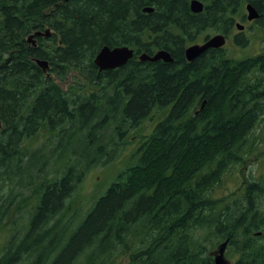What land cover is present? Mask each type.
Instances as JSON below:
<instances>
[{
	"label": "trees",
	"instance_id": "obj_1",
	"mask_svg": "<svg viewBox=\"0 0 264 264\" xmlns=\"http://www.w3.org/2000/svg\"><path fill=\"white\" fill-rule=\"evenodd\" d=\"M200 1L194 14L190 0H0V264H121L119 255L125 264H214L227 240L234 264H264V182L250 181L239 200L211 196L264 114V52L183 55L205 29L227 34L247 4L264 21V0ZM46 29L48 38L27 43ZM234 40L247 44L242 33ZM105 46L134 56L99 72ZM159 50L173 63L138 59ZM157 112L130 162L79 214L76 190L110 159L103 132L110 127L118 148L125 130Z\"/></svg>",
	"mask_w": 264,
	"mask_h": 264
},
{
	"label": "rangeland",
	"instance_id": "obj_2",
	"mask_svg": "<svg viewBox=\"0 0 264 264\" xmlns=\"http://www.w3.org/2000/svg\"><path fill=\"white\" fill-rule=\"evenodd\" d=\"M237 23H241V21ZM241 24L246 25L242 33L243 38L247 40V44L245 46H239L234 43L232 38L240 32L235 28L229 30L224 50L226 56L230 59H241L264 52V21L261 23L252 21ZM218 33L214 29H205L196 36L195 41L190 45L198 44L205 37H211ZM65 80V82L60 83L63 89L68 88L73 78L69 76ZM92 91V89H88L87 92ZM163 116L164 114L162 112L153 114L151 118L141 124L139 128L141 130L138 129L137 132L131 129L125 130L123 135V137H126L125 142L118 148L114 147V141L117 139L113 136L110 127L103 132L102 136L105 141L104 150L109 152L110 159L105 156V158L107 157L105 165L92 168L85 175L81 185L76 190V195L73 200H76V205L79 207V214H83L87 210L92 201L106 190L115 174L127 162H130L133 151L138 145H135L136 135L149 133L148 131L152 130ZM45 139V135L38 138L37 142L40 146L45 142ZM257 179L264 182V114L249 138L247 155H245L241 163L232 165L227 169L221 177V180L213 188L211 196L215 199L239 200L246 185L250 181ZM5 241V232H2L0 234V246L4 245ZM118 259L121 261V264L126 263V258L122 255H119ZM226 259L231 264H234L236 256H231Z\"/></svg>",
	"mask_w": 264,
	"mask_h": 264
},
{
	"label": "water",
	"instance_id": "obj_3",
	"mask_svg": "<svg viewBox=\"0 0 264 264\" xmlns=\"http://www.w3.org/2000/svg\"><path fill=\"white\" fill-rule=\"evenodd\" d=\"M64 2H68L70 0H62ZM190 11L194 14L202 13L204 9V5L200 0H190L189 2ZM144 13H152L153 8L147 7L143 9ZM245 18L247 22L257 21L260 17L257 10L251 6L250 4L245 5ZM235 29L238 31H243L244 27L240 23H236L234 25ZM51 32L49 29H46L44 31H37L27 38V43L32 45L33 47L36 46V40L37 37H43L48 38L50 36ZM226 44V38L223 34H216L209 39L202 45H190L185 48L184 53L186 60L188 62H193L197 58H199L202 54H204L206 51L213 49L218 50L222 49ZM134 56V50L127 47V46H121V47H114L109 48L107 46L103 47L96 57L94 58V65L98 69L99 72L104 71H112L115 69H119L126 65L130 59ZM138 59L141 62H150L154 63L157 61H162L167 64L173 63V59L171 58L170 54L165 50H159L153 55L149 56L146 53H143L138 56ZM36 64L42 69L43 72H46V70L49 68L48 64L44 60H36ZM2 128V124L0 122V130ZM228 246V240L221 243L214 256V264H231L227 259L225 258V252L226 248Z\"/></svg>",
	"mask_w": 264,
	"mask_h": 264
},
{
	"label": "flooded vegetation",
	"instance_id": "obj_4",
	"mask_svg": "<svg viewBox=\"0 0 264 264\" xmlns=\"http://www.w3.org/2000/svg\"><path fill=\"white\" fill-rule=\"evenodd\" d=\"M247 22V20H246V18L243 20V21H241V23H246ZM256 22V21H255ZM250 23V22H249ZM243 27H244V29L243 30H245V28H246V25H244V24H241ZM233 28H235L234 26H233ZM240 33H242V31H239ZM219 34V33H218ZM243 34V33H242ZM216 35V34H215ZM227 35H228V32H227V34H225L224 36H225V38H226V42H227ZM212 37V36H211ZM236 37V36H235ZM235 37H233L232 38V40H233V42L235 41L234 40V38ZM210 37H205L200 43H198V45H202L203 43H205L206 41H207V39H209ZM235 43V42H234ZM222 49H224V48H222ZM185 50V49H184ZM210 50H213V49H210ZM219 50V49H218ZM209 51V50H208ZM208 51H206V52H208ZM205 52V53H206ZM204 53V54H205ZM170 54V53H169ZM204 54H202L200 57H203L204 56ZM183 55H184V57H185V53H184V51H183ZM171 56V55H170ZM185 59H186V57H185ZM187 61V60H186ZM188 62V61H187Z\"/></svg>",
	"mask_w": 264,
	"mask_h": 264
},
{
	"label": "bare ground",
	"instance_id": "obj_5",
	"mask_svg": "<svg viewBox=\"0 0 264 264\" xmlns=\"http://www.w3.org/2000/svg\"><path fill=\"white\" fill-rule=\"evenodd\" d=\"M156 63V62H155Z\"/></svg>",
	"mask_w": 264,
	"mask_h": 264
}]
</instances>
